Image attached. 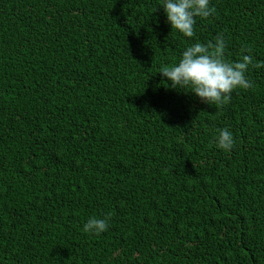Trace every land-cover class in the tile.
Masks as SVG:
<instances>
[{
    "label": "trees",
    "instance_id": "trees-1",
    "mask_svg": "<svg viewBox=\"0 0 264 264\" xmlns=\"http://www.w3.org/2000/svg\"><path fill=\"white\" fill-rule=\"evenodd\" d=\"M161 6L0 0V264H264V67L223 107L159 73L218 34L264 61V0H210L192 38Z\"/></svg>",
    "mask_w": 264,
    "mask_h": 264
},
{
    "label": "clouds",
    "instance_id": "clouds-1",
    "mask_svg": "<svg viewBox=\"0 0 264 264\" xmlns=\"http://www.w3.org/2000/svg\"><path fill=\"white\" fill-rule=\"evenodd\" d=\"M172 30L187 38L195 35L196 18L207 19L215 14L210 0H162L161 6ZM251 53V49H242ZM264 67V61H255L250 54L238 61L226 59L223 34L207 44L196 42L188 46L178 62L161 67L159 73L167 78L174 89L195 94L205 104L223 107L230 103L238 89L250 90L254 83L247 76L249 68ZM216 147L230 152L235 147L233 133L227 128L217 129ZM109 228V218L90 217L83 226L85 233L100 235Z\"/></svg>",
    "mask_w": 264,
    "mask_h": 264
}]
</instances>
